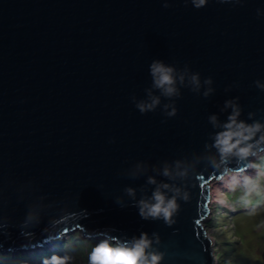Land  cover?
Instances as JSON below:
<instances>
[{"label": "water", "instance_id": "95a60500", "mask_svg": "<svg viewBox=\"0 0 264 264\" xmlns=\"http://www.w3.org/2000/svg\"><path fill=\"white\" fill-rule=\"evenodd\" d=\"M168 2L0 0V249L46 248L77 229L117 238L156 232L161 264H215L204 222L220 173L206 163L219 160L205 148L208 117L225 121L224 101L239 97L240 119L251 123L254 112L264 122V91L254 84L264 82V17L256 14L264 0H209L200 9ZM157 59L211 77L214 94L182 88L176 116L162 107L141 114L131 97H145ZM251 159L232 158L225 171ZM165 162L187 175L166 180L158 174ZM138 165L146 169L139 178L120 174ZM149 175L189 194L171 226L143 220L124 192L150 196ZM30 214L38 224L24 223Z\"/></svg>", "mask_w": 264, "mask_h": 264}, {"label": "clouds", "instance_id": "9594fccd", "mask_svg": "<svg viewBox=\"0 0 264 264\" xmlns=\"http://www.w3.org/2000/svg\"><path fill=\"white\" fill-rule=\"evenodd\" d=\"M184 2L185 4L190 2L194 8L200 9L205 7L209 0H184ZM217 2L235 7L245 3V0H217ZM163 6L165 8L170 6L168 0H163ZM256 14L258 18L264 17V9L257 8ZM149 75L152 82L149 87L144 89L145 97L142 99H137L135 95L131 97L135 108L141 114L154 112L158 107H162V111L167 117L176 116L178 110L175 101L181 97L182 88L202 94L205 98L215 92L212 87L213 79L207 77L201 80L200 73L193 72L188 64L181 68L176 64H168L158 59L153 60L149 64ZM254 84L258 89L264 91V82L256 80ZM162 98L168 102L162 103ZM238 101L239 97L224 101L222 111L231 109L225 121L220 122L215 114L208 117L214 131L210 134L211 145L206 143L205 148H214L219 160L216 156H209L206 158V163L208 168L220 173L218 176L220 180H224L230 173L236 172L233 168H228L225 171V167L229 165L232 158L245 161L249 157H256L264 152V122L254 119L256 116L254 112L248 113V119L252 120L251 123L240 119L243 109ZM176 166L179 168V161H176ZM145 171L146 169H142L138 165L137 170L127 173L121 171L120 174L137 179ZM158 174L168 181H173L177 176L183 179L187 172L179 171L174 175L168 163L165 162L163 169ZM146 184L155 185V188L150 196L142 195L138 200L136 199V189L132 187L124 189L125 194L135 201L139 216L145 221L162 220L168 226L173 225L176 222L173 217L180 209V204L177 201H189V194L182 193L181 188L170 183H158L155 176L152 175L147 176ZM169 193L171 194L169 195ZM117 203H121V200L118 199ZM29 221L38 224L31 214L24 223L27 224ZM110 231H115V229H110ZM98 235L102 238L89 252L88 264H161L163 260L164 253L154 247L155 244L160 243V237L156 232H153L151 237L147 232H141L139 236L131 238H117L109 235L108 231L100 232ZM42 264H70V257L52 254L50 257H44Z\"/></svg>", "mask_w": 264, "mask_h": 264}, {"label": "rangeland", "instance_id": "374dc122", "mask_svg": "<svg viewBox=\"0 0 264 264\" xmlns=\"http://www.w3.org/2000/svg\"><path fill=\"white\" fill-rule=\"evenodd\" d=\"M238 175V177L232 175L240 179L238 183L230 184V187H225V185L219 187L225 192L223 196H217L212 192V198L216 197L219 200H211L208 219L204 222L208 234L214 241L215 264H218L217 252L223 247L227 249L229 256H244V258L237 259L241 263L264 264V152L252 158L245 172H240ZM216 182L214 179L210 183L211 191ZM222 213L226 215L221 222H217L214 218L220 217ZM219 230L225 231L222 234ZM83 232L84 230L77 229L69 234H63L60 239H55L60 241L52 242L54 246L59 243L56 247H60L61 255L59 253L57 255L70 257V264H88L89 252L102 237L90 236ZM217 233L221 234L217 235ZM42 247L11 252L9 262L14 263L15 254H21L25 256L24 258H36L43 250H46ZM24 252H27L28 256ZM3 254L8 255L9 253L3 252ZM24 258L19 259L23 261Z\"/></svg>", "mask_w": 264, "mask_h": 264}, {"label": "trees", "instance_id": "16d2710c", "mask_svg": "<svg viewBox=\"0 0 264 264\" xmlns=\"http://www.w3.org/2000/svg\"><path fill=\"white\" fill-rule=\"evenodd\" d=\"M232 197L235 198L236 195H232ZM225 215H226L225 213H222V215L220 217H217V218H214V219L217 220V222H221L223 220L222 218ZM219 231L222 232V234H223V232L225 230H219ZM220 234L217 233V235H220ZM228 242H231V241H228ZM60 252H61L60 249H59V251L57 250L56 252H45V253H43L41 255H37L36 258H32V259L28 258V257L24 258L25 256H23L21 254H16V255H14L15 258L13 259V261H14L13 264H40V263H42V259H43L42 256L50 257L52 254H58V253L61 255ZM217 256H219V258H217V263L218 264H245V263H241V262L237 261V259L244 258V256H239V255H235V256L231 255V256H229V252H227V249L225 247H223V249L221 251L218 250ZM0 257H2V259L0 260V264H11L9 262L10 259H11V253L8 254V255L0 254ZM19 258H24V260L21 261Z\"/></svg>", "mask_w": 264, "mask_h": 264}, {"label": "bare ground", "instance_id": "6f19581e", "mask_svg": "<svg viewBox=\"0 0 264 264\" xmlns=\"http://www.w3.org/2000/svg\"><path fill=\"white\" fill-rule=\"evenodd\" d=\"M252 158H254V157H252ZM251 161V160H250ZM249 164H250V162H249ZM249 164L247 165V166H245V167H243V168H241L240 170L238 169V170H236V172L235 173H230L229 174V176H227V177H225V179L224 180H219V179H215L217 182V184L215 183L214 185V188H213V190H212V192H213V194L214 193H216V195L217 196H223L224 195V191H222V190H220V188L219 187H224V185H225V187L227 186V187H230V184H235V183H238L239 182V178H236V176L238 177L239 175V173L240 172H245V170L249 167ZM239 172V173H238ZM232 175H236V176H232ZM244 175H246V174H244ZM232 176V177H231ZM221 185V186H220ZM223 185V186H222ZM213 199V198H212ZM215 200H219L218 198H214ZM213 199V200H214ZM70 232H68V233H66V234H69ZM97 236H99V235H97ZM57 239H60V238H57ZM55 241H57V240H55V239H49L48 240V242L45 244L46 246V250H43V252L41 253V254H43V253H45V252H54L55 250H59L60 249V247H56V246H58L59 245V243H57L55 246L54 245H52V242H55ZM57 242H60V241H57ZM26 250V249H25ZM3 252H8L9 254L11 253V251L10 250H5V249H0V254H2ZM25 253V255H26V253L27 252H24ZM27 256V255H26ZM40 261V260H39Z\"/></svg>", "mask_w": 264, "mask_h": 264}]
</instances>
